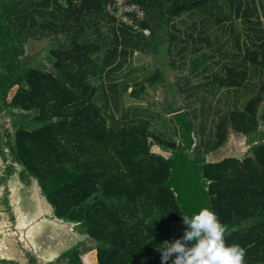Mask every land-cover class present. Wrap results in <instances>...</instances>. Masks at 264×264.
I'll list each match as a JSON object with an SVG mask.
<instances>
[{
    "label": "trees",
    "instance_id": "obj_1",
    "mask_svg": "<svg viewBox=\"0 0 264 264\" xmlns=\"http://www.w3.org/2000/svg\"><path fill=\"white\" fill-rule=\"evenodd\" d=\"M136 2L149 36L109 16L102 0H0V158L12 162L0 182L20 166L21 183L36 180L54 217L84 235L46 264H84L93 250L99 264H162L157 246L182 238V215L203 206L226 225V243L246 249L245 264H264L260 1ZM35 41L44 48L29 52ZM138 55L167 63L141 70ZM169 68L185 95L201 76L208 89L191 99L223 91L218 119L208 123L206 100L201 114L190 100L180 110L168 103L167 118L140 104L146 84L169 90ZM251 77L259 94L232 101ZM154 118L171 128L158 130ZM230 130L247 137V155L209 163Z\"/></svg>",
    "mask_w": 264,
    "mask_h": 264
},
{
    "label": "rangeland",
    "instance_id": "obj_2",
    "mask_svg": "<svg viewBox=\"0 0 264 264\" xmlns=\"http://www.w3.org/2000/svg\"><path fill=\"white\" fill-rule=\"evenodd\" d=\"M259 1L262 9V12L259 9V15L264 20V0ZM239 28L242 29L243 25H239ZM42 48H44L43 42L35 41L28 45L29 52H36ZM41 54L44 57V54ZM166 63L167 59L163 55H138L134 66L141 70L144 67L145 71L153 72L156 67ZM181 73L185 75L188 73V65ZM177 74H180V72L169 68L165 76L172 91L170 88L169 90L164 89L162 85L152 87L146 84V93L142 95L140 104L144 107L146 104H150L151 107H148L150 112H163V118H167L169 116L164 114L163 108L167 107L168 103L173 104L174 110H180L183 108V104L190 100L194 106L191 109L195 108L198 110L196 113L201 114V105L206 100V107L210 108H206V112L203 114L209 119L208 123H211L212 119H218L217 107L222 109L227 107L223 103L225 102L223 91L216 95L206 96V93L202 94L206 99L200 98L201 96L191 99L195 95V91H201L199 92L200 95L208 89L205 87L203 79L201 76H192L188 88L189 93L185 95L175 84V75ZM258 88L259 78L251 77L248 88L242 87L239 95L233 93L231 100L233 101L238 96L241 97V102L244 100L246 102L259 94ZM256 89H258V93ZM189 94L191 96L187 98ZM130 100L133 101V99ZM152 124L160 131L171 128L169 121L163 124L158 122L156 118H154ZM243 139L242 135L230 130L227 143L220 150L210 154L207 157L208 162L218 163L229 158L238 159L246 150L244 142H242ZM154 150L159 154L158 148L155 147ZM10 165H12L11 161L6 162L0 158V181L2 177L10 175L8 171ZM17 168L18 170L13 173L10 180L0 182V260L1 258L3 260L8 258L9 261H15L16 264H46L53 261L60 252L71 247L76 241L83 239L84 235L80 234L74 225L56 219L52 208L41 195L38 182L33 180L30 185L21 183L20 171H22V168L20 166H17ZM32 257L35 258V263L32 262ZM82 258L84 264H99L97 250L89 252V255L86 253ZM172 258L174 260L175 257Z\"/></svg>",
    "mask_w": 264,
    "mask_h": 264
},
{
    "label": "clouds",
    "instance_id": "obj_3",
    "mask_svg": "<svg viewBox=\"0 0 264 264\" xmlns=\"http://www.w3.org/2000/svg\"><path fill=\"white\" fill-rule=\"evenodd\" d=\"M182 217L187 226L183 237L157 246L162 264L173 256L172 264H245L246 249L226 243L227 227L210 206Z\"/></svg>",
    "mask_w": 264,
    "mask_h": 264
},
{
    "label": "built area",
    "instance_id": "obj_4",
    "mask_svg": "<svg viewBox=\"0 0 264 264\" xmlns=\"http://www.w3.org/2000/svg\"><path fill=\"white\" fill-rule=\"evenodd\" d=\"M79 2L80 0H71ZM106 2L105 11L117 22L132 28L136 32L150 35L149 29H142L140 24L146 18V13L136 0H102Z\"/></svg>",
    "mask_w": 264,
    "mask_h": 264
},
{
    "label": "crops",
    "instance_id": "obj_5",
    "mask_svg": "<svg viewBox=\"0 0 264 264\" xmlns=\"http://www.w3.org/2000/svg\"><path fill=\"white\" fill-rule=\"evenodd\" d=\"M239 135H242V134H239ZM229 136H230V134H229ZM243 137H244V139H243V141L242 142H244L243 144H244V146L246 147V150H245V152H244V154H242L238 159H241V158H243L245 155H247V152H248V149H249V146H248V139H247V137L245 136V135H242ZM241 142V143H242ZM229 159H237V158H229ZM225 160H227V159H225ZM208 161V160H207ZM224 161V160H223ZM222 162V161H221ZM209 163H211V162H209ZM219 163V162H218Z\"/></svg>",
    "mask_w": 264,
    "mask_h": 264
},
{
    "label": "water",
    "instance_id": "obj_6",
    "mask_svg": "<svg viewBox=\"0 0 264 264\" xmlns=\"http://www.w3.org/2000/svg\"><path fill=\"white\" fill-rule=\"evenodd\" d=\"M1 260H3V258H1ZM5 260H8V258H5Z\"/></svg>",
    "mask_w": 264,
    "mask_h": 264
}]
</instances>
